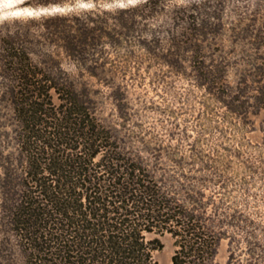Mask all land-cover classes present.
<instances>
[{"label":"rangeland","instance_id":"374dc122","mask_svg":"<svg viewBox=\"0 0 264 264\" xmlns=\"http://www.w3.org/2000/svg\"><path fill=\"white\" fill-rule=\"evenodd\" d=\"M26 0L0 40L74 85L120 147L216 237L202 264H264V0ZM55 7L73 9L54 12ZM0 43V264H26L11 207L26 153ZM173 264L176 237L147 233Z\"/></svg>","mask_w":264,"mask_h":264},{"label":"trees","instance_id":"16d2710c","mask_svg":"<svg viewBox=\"0 0 264 264\" xmlns=\"http://www.w3.org/2000/svg\"><path fill=\"white\" fill-rule=\"evenodd\" d=\"M26 153L11 207L26 264H160L147 233L171 232L173 264H202L216 237L125 152L72 82L1 38Z\"/></svg>","mask_w":264,"mask_h":264},{"label":"clouds","instance_id":"9594fccd","mask_svg":"<svg viewBox=\"0 0 264 264\" xmlns=\"http://www.w3.org/2000/svg\"><path fill=\"white\" fill-rule=\"evenodd\" d=\"M25 3L26 0H0V22L13 19L36 18L41 15V11L30 7H22ZM137 3H139V0H110V2H106L102 6L106 10L112 11L117 8H129L135 6ZM94 6L93 0H76V7L79 9L90 10ZM71 10L73 9L55 7L51 11L64 12Z\"/></svg>","mask_w":264,"mask_h":264}]
</instances>
